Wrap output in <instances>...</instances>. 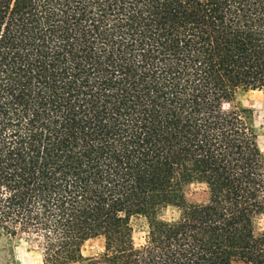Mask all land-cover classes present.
<instances>
[{
    "label": "trees",
    "instance_id": "obj_1",
    "mask_svg": "<svg viewBox=\"0 0 264 264\" xmlns=\"http://www.w3.org/2000/svg\"><path fill=\"white\" fill-rule=\"evenodd\" d=\"M239 90L264 91V0H0V233L42 264H264Z\"/></svg>",
    "mask_w": 264,
    "mask_h": 264
},
{
    "label": "rangeland",
    "instance_id": "obj_2",
    "mask_svg": "<svg viewBox=\"0 0 264 264\" xmlns=\"http://www.w3.org/2000/svg\"><path fill=\"white\" fill-rule=\"evenodd\" d=\"M234 104L249 111L251 122L257 134V143L264 154V91L239 90L236 93ZM183 195L187 203L203 202L207 192L202 183L192 182L183 187ZM178 209L168 206L161 211V218L165 220L175 219ZM135 242H140L142 233L133 232ZM104 240L101 236L86 240L81 246L84 257L98 258L103 251ZM0 264H42L40 250L34 239L24 235L13 238L0 233ZM72 264H85L75 262ZM100 264V263H99Z\"/></svg>",
    "mask_w": 264,
    "mask_h": 264
}]
</instances>
